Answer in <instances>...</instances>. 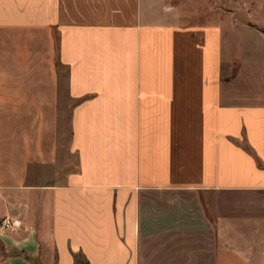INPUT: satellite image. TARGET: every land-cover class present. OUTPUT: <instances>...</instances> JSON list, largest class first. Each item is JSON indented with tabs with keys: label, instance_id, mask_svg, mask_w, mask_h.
<instances>
[{
	"label": "crops",
	"instance_id": "crops-1",
	"mask_svg": "<svg viewBox=\"0 0 264 264\" xmlns=\"http://www.w3.org/2000/svg\"><path fill=\"white\" fill-rule=\"evenodd\" d=\"M238 25L170 0H0L3 34L59 35L77 156L0 211L22 221L0 264H264V54Z\"/></svg>",
	"mask_w": 264,
	"mask_h": 264
},
{
	"label": "rangeland",
	"instance_id": "rangeland-1",
	"mask_svg": "<svg viewBox=\"0 0 264 264\" xmlns=\"http://www.w3.org/2000/svg\"><path fill=\"white\" fill-rule=\"evenodd\" d=\"M170 1L177 3L191 22L216 21L228 15V20L232 18L240 24L234 27L235 32L231 31L232 36L242 40L245 46H261V54H264V34L261 36L249 27L244 28L245 24H250L264 33V0ZM49 38L36 30H23L18 34L0 32V111H3L0 114V211L13 212L19 198L15 191L20 184L44 185L57 174L67 173L76 166L77 156L70 145L75 100L69 93L68 70L59 62L57 31L51 44ZM51 56L57 77L52 86L45 84L49 71L46 58ZM8 73L18 76L10 87L7 83L13 79ZM32 130L38 140L44 136L39 144L30 140L34 138ZM35 151L53 159L44 156L45 159L40 160ZM178 197L169 193L151 196V199L172 205L173 199Z\"/></svg>",
	"mask_w": 264,
	"mask_h": 264
},
{
	"label": "built area",
	"instance_id": "built-area-1",
	"mask_svg": "<svg viewBox=\"0 0 264 264\" xmlns=\"http://www.w3.org/2000/svg\"><path fill=\"white\" fill-rule=\"evenodd\" d=\"M22 225V221L19 217H5L0 223L1 229L15 228Z\"/></svg>",
	"mask_w": 264,
	"mask_h": 264
},
{
	"label": "trees",
	"instance_id": "trees-1",
	"mask_svg": "<svg viewBox=\"0 0 264 264\" xmlns=\"http://www.w3.org/2000/svg\"><path fill=\"white\" fill-rule=\"evenodd\" d=\"M77 257H78V256L76 255V259H77Z\"/></svg>",
	"mask_w": 264,
	"mask_h": 264
}]
</instances>
